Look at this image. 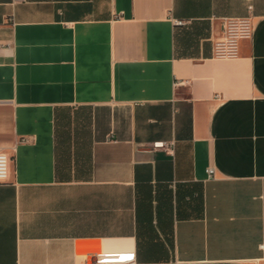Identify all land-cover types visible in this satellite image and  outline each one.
Wrapping results in <instances>:
<instances>
[{
  "label": "crops",
  "instance_id": "1",
  "mask_svg": "<svg viewBox=\"0 0 264 264\" xmlns=\"http://www.w3.org/2000/svg\"><path fill=\"white\" fill-rule=\"evenodd\" d=\"M0 149V264H264V0H0Z\"/></svg>",
  "mask_w": 264,
  "mask_h": 264
},
{
  "label": "built area",
  "instance_id": "2",
  "mask_svg": "<svg viewBox=\"0 0 264 264\" xmlns=\"http://www.w3.org/2000/svg\"><path fill=\"white\" fill-rule=\"evenodd\" d=\"M252 7L250 6V9ZM184 22L176 20V24L182 25ZM224 33L214 41V56L217 58H237L240 55L241 42L251 40L254 36V22L251 16L229 17L224 19ZM176 83V87L179 86ZM26 141V139H24ZM154 148L164 149L173 152V144L168 142H156ZM11 157L7 152L0 149V184L7 183L10 177ZM210 177H214L215 169H208ZM129 264H134L133 259Z\"/></svg>",
  "mask_w": 264,
  "mask_h": 264
}]
</instances>
